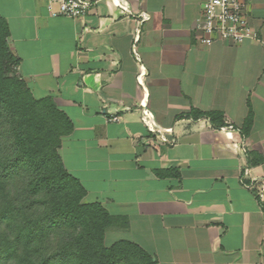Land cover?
Wrapping results in <instances>:
<instances>
[{
	"label": "crops",
	"instance_id": "obj_1",
	"mask_svg": "<svg viewBox=\"0 0 264 264\" xmlns=\"http://www.w3.org/2000/svg\"><path fill=\"white\" fill-rule=\"evenodd\" d=\"M89 1L68 18L0 0V16L17 74L71 121L58 152L84 200L128 221L104 243L154 264H264V0H244L257 38L210 44L194 30L205 0Z\"/></svg>",
	"mask_w": 264,
	"mask_h": 264
},
{
	"label": "trees",
	"instance_id": "obj_2",
	"mask_svg": "<svg viewBox=\"0 0 264 264\" xmlns=\"http://www.w3.org/2000/svg\"><path fill=\"white\" fill-rule=\"evenodd\" d=\"M0 16V264H154L138 244L105 233L126 228L65 169L58 148L72 124L50 95L35 97L17 74ZM213 126L226 125L219 111L192 109ZM251 114L241 128L246 136ZM251 163V161L249 162Z\"/></svg>",
	"mask_w": 264,
	"mask_h": 264
},
{
	"label": "built area",
	"instance_id": "obj_3",
	"mask_svg": "<svg viewBox=\"0 0 264 264\" xmlns=\"http://www.w3.org/2000/svg\"><path fill=\"white\" fill-rule=\"evenodd\" d=\"M92 4L89 0H48L47 6L52 16L79 18L88 13ZM194 30L205 44L216 40L240 43L257 38L246 15L244 0H205Z\"/></svg>",
	"mask_w": 264,
	"mask_h": 264
},
{
	"label": "rangeland",
	"instance_id": "obj_4",
	"mask_svg": "<svg viewBox=\"0 0 264 264\" xmlns=\"http://www.w3.org/2000/svg\"><path fill=\"white\" fill-rule=\"evenodd\" d=\"M109 242H110V239L107 237V238L105 239V243H106V244H109Z\"/></svg>",
	"mask_w": 264,
	"mask_h": 264
}]
</instances>
